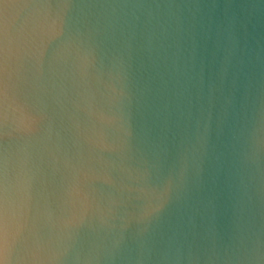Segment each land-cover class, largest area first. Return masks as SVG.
<instances>
[{
    "label": "clouds",
    "instance_id": "clouds-1",
    "mask_svg": "<svg viewBox=\"0 0 264 264\" xmlns=\"http://www.w3.org/2000/svg\"><path fill=\"white\" fill-rule=\"evenodd\" d=\"M0 264H264V0H0Z\"/></svg>",
    "mask_w": 264,
    "mask_h": 264
}]
</instances>
